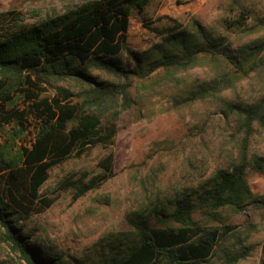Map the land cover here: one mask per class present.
I'll list each match as a JSON object with an SVG mask.
<instances>
[{
  "label": "trees",
  "instance_id": "16d2710c",
  "mask_svg": "<svg viewBox=\"0 0 264 264\" xmlns=\"http://www.w3.org/2000/svg\"><path fill=\"white\" fill-rule=\"evenodd\" d=\"M149 3L83 0L33 24H26L20 13H0V132L6 137L0 144V172L7 186L0 193V243L21 264H65L61 253L28 239L15 217L23 203L33 204L39 198L51 169L85 148L114 145L117 122L133 107L134 80L143 71L138 53L127 42L130 12L143 13ZM233 25L250 28L247 14L241 12ZM144 26L161 34L146 21ZM194 28L197 38L188 41L189 46L182 33L164 32L163 41L183 53L149 62L146 77L158 69L185 71L197 65L199 54L221 57L232 72H219L179 103L211 99L217 103L221 120L231 130L232 158L199 186L185 187L171 199L132 212L131 244L116 245L95 264H206L212 257L238 264L250 256L244 237L225 225L220 213L228 210L236 215L246 206L264 208V196L253 195L245 179L251 163L264 175V158L252 154L255 137L264 135V89L254 99L231 98L227 93L252 73L264 77V39L234 53L225 38H212L197 22ZM263 29L264 20L258 18L248 30ZM195 40L198 43L193 44ZM121 54L132 68L122 66ZM29 121L34 123L33 141L19 145ZM113 162L112 152L99 161L102 176L112 174ZM100 176L77 188L78 197L97 187ZM195 213L217 225H202L193 218ZM262 253L260 264L264 244Z\"/></svg>",
  "mask_w": 264,
  "mask_h": 264
},
{
  "label": "rangeland",
  "instance_id": "374dc122",
  "mask_svg": "<svg viewBox=\"0 0 264 264\" xmlns=\"http://www.w3.org/2000/svg\"><path fill=\"white\" fill-rule=\"evenodd\" d=\"M82 1L0 0V13L14 11L21 14L26 24H33ZM241 12L247 14L251 28L254 19L264 20V0L193 3L150 0L143 13L131 10L127 42L138 53L143 67L140 78L134 80V105L117 122L113 146L89 147L74 154L51 169L33 204L23 203L24 208L15 219L28 239L44 250L61 253L65 264H95L116 245L131 244L134 237L129 215L132 212L157 200L171 199L185 187L199 186L230 162L231 130L221 120L217 103L213 99L188 105L179 102L193 88L212 80L219 72H232V68L221 57L199 54L197 65L185 71L158 69L146 77L145 69L149 62L163 55L180 56L183 50L163 41L162 35L168 31L182 33L185 45L189 46L188 41L197 38L194 22L212 38H225L234 53L257 39H264V29L251 32L250 28L242 30L233 25ZM144 20L161 34L145 28ZM120 60L122 66L132 68L125 54H121ZM46 89L53 93L48 86ZM263 89V75L252 73L227 96L254 99ZM33 136L34 123L29 121L19 145H29ZM5 140L0 132V144ZM109 152L114 157L112 174L102 176L98 163ZM252 154L264 158V135L255 137ZM3 175L0 172V193L7 188ZM97 176L102 180L98 186L78 197L77 188ZM245 179L253 195L264 196V175L253 169L252 163L245 170ZM220 215L224 224L233 226L251 248L250 256L238 264H260L264 208L246 206L239 214L223 210ZM193 218L202 225H217L198 213ZM0 264L21 263L0 243ZM206 264L223 263L212 257Z\"/></svg>",
  "mask_w": 264,
  "mask_h": 264
},
{
  "label": "built area",
  "instance_id": "2783aa9c",
  "mask_svg": "<svg viewBox=\"0 0 264 264\" xmlns=\"http://www.w3.org/2000/svg\"><path fill=\"white\" fill-rule=\"evenodd\" d=\"M168 1H172V2H180V3H193L197 0H168Z\"/></svg>",
  "mask_w": 264,
  "mask_h": 264
}]
</instances>
